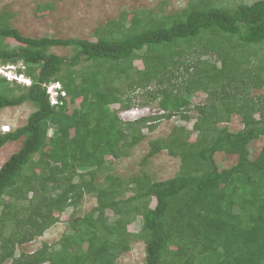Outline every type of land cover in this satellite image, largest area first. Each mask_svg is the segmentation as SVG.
Listing matches in <instances>:
<instances>
[{"label":"trees","instance_id":"obj_1","mask_svg":"<svg viewBox=\"0 0 264 264\" xmlns=\"http://www.w3.org/2000/svg\"><path fill=\"white\" fill-rule=\"evenodd\" d=\"M165 5L120 12L93 40L26 37L0 12V65L31 81L0 75V110L33 107L23 126L0 132V149L21 140L0 167V264H117L138 241L145 264H264V147L254 158L250 152L264 136V94L255 93L264 88V0H188L167 14ZM51 9L38 6L35 14ZM54 47L72 54L55 55ZM52 82L65 93L58 105L42 87ZM140 90L148 100H136ZM199 94L204 100L193 104ZM150 103L162 113L119 116ZM191 111L192 128L173 126L150 141L142 160L166 151L180 161L172 178L112 174L110 159L128 157L143 129L174 116L190 121ZM233 115L242 123L237 132L226 127ZM218 152L236 163L220 169ZM85 195L95 206L65 218L56 248L18 251Z\"/></svg>","mask_w":264,"mask_h":264},{"label":"rangeland","instance_id":"obj_2","mask_svg":"<svg viewBox=\"0 0 264 264\" xmlns=\"http://www.w3.org/2000/svg\"><path fill=\"white\" fill-rule=\"evenodd\" d=\"M188 0H166L164 13H174L183 9ZM235 3L251 4L256 0H232ZM50 5L52 9L42 15L35 14L38 6ZM158 8V0H0V12L8 11L10 14V24L22 35L32 38L52 37V38H77L91 39L94 30L98 26L105 25L108 21L116 19L120 12H132L135 10H154ZM12 46L16 43L13 40H7ZM53 54L69 58L72 54L70 48L54 47L50 50ZM135 66L142 68L140 62H135ZM0 74L11 77L15 72L7 67L0 66ZM264 94V88L255 92ZM254 93V94H255ZM136 100L143 102L148 100L145 92L142 90L135 94ZM205 98L204 94L194 96L192 103L197 104ZM114 108V106H111ZM33 111L30 104H23L18 107L4 108L0 110V132L1 126L7 125L10 131L26 123L28 115ZM162 112L157 108L156 103H150L147 107L132 108L127 111L119 112V116L124 121H132L142 116L159 115ZM195 114L190 112V121H183L179 116L170 119H161L157 122V128L149 132L147 128L143 129L145 139L133 148L128 157L119 159H110L112 161L111 172L113 175L123 179L130 178L141 172L148 173L154 180L161 181L172 178L179 169V159L168 155L162 151L150 158L146 164H142L144 156L149 151V143L157 138L166 137L171 128L176 125H183L188 129L192 128L195 120ZM226 127L233 132L242 129L240 117L233 115ZM52 134L49 130L48 135ZM21 146V140L8 142L0 149V167L8 157L16 152ZM264 147V136L255 140L250 145L251 157H255L261 148ZM217 166L222 169L236 163V156L218 152L214 155ZM100 179V177H99ZM98 179V180H99ZM96 204V199L92 195H85L82 202L76 209L69 208L62 215L61 221L45 231L43 236L35 238L29 243L18 247L26 253H31L40 248L43 243L56 248L58 240L64 232L68 231L65 218L74 213L80 217L89 212ZM141 227V219L137 218L131 224L130 230L136 232ZM144 244L140 241L131 244L130 251L124 253L117 260V264H145ZM3 264H9L5 262Z\"/></svg>","mask_w":264,"mask_h":264},{"label":"built area","instance_id":"obj_3","mask_svg":"<svg viewBox=\"0 0 264 264\" xmlns=\"http://www.w3.org/2000/svg\"><path fill=\"white\" fill-rule=\"evenodd\" d=\"M8 67L10 68V66H8ZM6 76L8 78H10V76H8V75H6ZM11 79H15L18 82H24L27 85L30 84V81L26 80L22 75H20V76H15L14 75L13 77H11ZM43 87L46 88V92L48 94L49 101H50L51 105L60 104L59 97L60 96H62V97L65 96V93L60 91V84H58V83H54V84H50V85L43 84Z\"/></svg>","mask_w":264,"mask_h":264},{"label":"clouds","instance_id":"obj_4","mask_svg":"<svg viewBox=\"0 0 264 264\" xmlns=\"http://www.w3.org/2000/svg\"><path fill=\"white\" fill-rule=\"evenodd\" d=\"M1 66V65H0ZM8 66H10V68L15 72V70H16V68H15V66H12V65H6V66H2V67H8ZM9 68V67H8ZM1 76H3V77H5L7 80H9V81H11V82H13V81H16V82H18L17 80H15V79H11V78H8L6 75H2V74H0ZM15 76H20V75H22V74H14ZM23 76V75H22ZM26 80H29L28 78H26L25 76H23ZM30 81V80H29ZM19 83H21V84H24V85H26V86H29V85H27V84H25L24 82H19ZM30 83H31V81H30ZM54 83H58V84H60L59 82H52V83H48V84H46V85H50V84H54ZM42 87H43V84H42ZM45 88V87H44ZM46 89V88H45ZM60 91L61 92H64L63 90H62V87H61V85H60ZM46 94H47V92H46ZM48 95V94H47ZM64 97V96H63ZM49 98V97H48ZM50 102V101H49ZM51 104V103H50ZM1 130L3 131V132H7V131H10V128L7 126V125H3V126H1Z\"/></svg>","mask_w":264,"mask_h":264}]
</instances>
